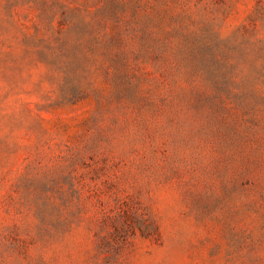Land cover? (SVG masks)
Instances as JSON below:
<instances>
[{"label": "rangeland", "instance_id": "obj_1", "mask_svg": "<svg viewBox=\"0 0 264 264\" xmlns=\"http://www.w3.org/2000/svg\"><path fill=\"white\" fill-rule=\"evenodd\" d=\"M0 264H264V0H0Z\"/></svg>", "mask_w": 264, "mask_h": 264}]
</instances>
